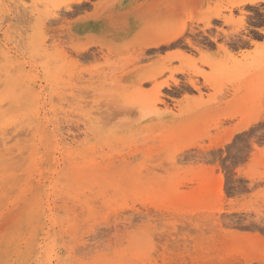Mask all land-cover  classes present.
<instances>
[{
    "label": "rangeland",
    "instance_id": "obj_1",
    "mask_svg": "<svg viewBox=\"0 0 264 264\" xmlns=\"http://www.w3.org/2000/svg\"><path fill=\"white\" fill-rule=\"evenodd\" d=\"M83 1L0 0V264H264V3Z\"/></svg>",
    "mask_w": 264,
    "mask_h": 264
},
{
    "label": "bare ground",
    "instance_id": "obj_2",
    "mask_svg": "<svg viewBox=\"0 0 264 264\" xmlns=\"http://www.w3.org/2000/svg\"><path fill=\"white\" fill-rule=\"evenodd\" d=\"M74 3H76V4H81L82 2H84L83 0H72ZM163 1V0H162ZM172 1H174V0H172ZM177 1H179V0H177ZM103 3V2H102ZM261 3H264V0H235V1H233V2H230V8H224L222 5V7L223 8H221V6L219 5L217 8H218V10H215V9H213V10H208L206 13H205V19H204V23H205V27H204V29L205 28H211L212 27V25H213V23H212V21L213 20H222V21H224V23H226V24H228V25H234L235 26V28H234V33L235 34H237V33H239L240 31H242V30H244L245 31V29L247 28V22H246V13L247 12H244L241 8H239V7H241V6H244V5H248V6H258V5H260ZM70 7V6H69ZM234 8H238V9H241L240 11H241V14H242V17L241 18H239L238 20H236L235 19V17H234V15H233V9ZM139 10V9H138ZM142 10V9H141ZM140 10V11H141ZM154 11V9H150V8H145L144 9V11ZM222 10H229L230 11V15L228 16V17H226L224 14H223V12H222ZM138 14H139V11H136ZM143 12V11H142ZM142 12H140V14L139 15H143L142 14ZM157 12V11H156ZM147 13V12H146ZM162 13V12H161ZM144 15H147V14H145V12H144ZM143 15V16H144ZM150 15H152L151 14V12H150ZM148 16V15H147ZM150 17V16H149ZM149 17H148V19H149ZM146 17L144 16V18L143 19H145ZM150 20V19H149ZM256 20V19H255ZM146 25V24H145ZM147 25H148V23H147ZM149 26V25H148ZM147 26V27H148ZM151 26V25H150ZM145 27V26H144ZM143 27V28H144ZM184 27V26H183ZM142 28V29H143ZM248 28H250V27H248ZM251 29L253 30V31H256V32H258L259 34L261 33V34H264V30L262 29V28H257V27H251ZM144 30V29H143ZM187 30V28L186 27H184L183 29H181V30H178V29H175V28H173V29H170L169 31H167L165 34H163V32H157V31H155V35H153V37H152V41L151 42H149V43H146L145 45H144V51L143 52H145V50H147V49H150V48H160V46L162 47L163 45H171L172 43H174V42H176V40L177 39H179L181 36H183V34L185 33V32H187L186 31ZM250 30V29H249ZM139 32H142L141 30H139ZM138 32V33H139ZM247 32H248V30H247ZM140 34V33H139ZM139 34H136V35H139ZM258 35V34H257ZM254 36V35H253ZM245 38H246V36H244ZM243 37V38H244ZM257 37V36H256ZM242 38V37H241ZM242 38V39H243ZM241 39V41H245L246 39H244V40H242ZM249 39V38H248ZM187 40V39H186ZM215 43H216V38H213L212 39ZM239 41V40H238ZM247 41V40H246ZM249 41H250V43H251V45H254L255 47H256V51L254 52V54L253 55H255L253 58L254 59H256V64L257 63H259V61L261 60V59H259V60H257V58L259 57V55H260V50H261V46L258 44V42L255 40L254 41V39H252V38H250L249 39ZM178 42V41H177ZM176 42V43H177ZM241 44L243 43V42H240ZM187 44H189L192 48H194L195 49V51L197 50V52H199L200 54H201V59H200V61L202 62V63H204V64H206V65H208L209 63H210V60H211V57L210 56H207V55H204V52L205 51H201L200 49H197L198 48V46H194L193 45V43H192V41L190 40ZM200 44V43H199ZM238 44V43H237ZM236 44V45H237ZM186 45V44H185ZM143 46V45H142ZM241 46V45H240ZM239 46V47H240ZM245 46V45H244ZM232 47V46H231ZM218 48H219V50H220V52H226V53H228L229 52V54L231 53L230 52V47H227V45L225 46L224 44L223 45H219L218 44ZM83 50H85V49H83ZM87 50V49H86ZM84 51V52H87V51ZM81 51V50H80ZM79 51V52H80ZM234 51V50H233ZM236 51V50H235ZM242 51H244V50H242ZM141 52V51H140ZM143 52H141L142 54H143ZM185 52V51H184ZM247 51L245 50L242 54L243 55H245V53H246ZM82 53V52H81ZM182 53H183V51H182ZM207 53V52H206ZM233 54L234 53H236V52H232ZM231 53V54H232ZM141 54V55H142ZM186 54V53H185ZM232 54V55H233ZM237 54V53H236ZM259 54V55H258ZM182 55V54H181ZM184 55V54H183ZM182 55V56H183ZM188 55V54H187ZM228 55V54H227ZM240 55V54H239ZM248 55H251V53L249 52V54ZM263 56V55H262ZM82 57V56H81ZM138 57V56H137ZM184 57V56H183ZM190 57V56H189ZM219 57V56H218ZM235 58H237L236 57V55L234 56ZM233 56H232V58H234ZM174 58V57H173ZM222 58V57H221ZM245 58H247V57H245ZM260 58H263V57H261L260 56ZM223 59V58H222ZM226 59H228L227 57H226ZM251 59V58H250ZM239 60V59H238ZM192 63H196L194 60H193V62ZM162 64V63H161ZM228 64V63H227ZM165 66H166V64H165ZM195 67V70H196V65H194ZM133 73V72H132ZM174 73H182V74H186V71L184 70V69H180V70H177V71H171V78H169L170 79V82L172 83V84H174V85H176V86H178L181 82V80L179 81L178 79H175L174 78ZM159 75H161V74H159ZM159 75H149V76H145V77H143V78H141V80L139 81V86H140V88H141V86H142V83H154V85L156 84V86L154 87V89H153V91H152V93H155V100H154V102L155 103H165V101H163L162 100V96H163V93H162V89L164 88V87H166V88H169L170 86H171V84H170V82L169 81H162V83L160 82L159 84H158V76ZM196 75L198 76H201L204 80H205V84L208 86V87H210V88H212V89H216V88H218V87H220V84L218 85V83H217V81L214 79V74H212V76L211 75H206V74H204V73H200V72H198V73H196ZM223 76V75H222ZM126 77V76H125ZM190 78V77H189ZM187 79V81H186V83L188 84V85H190L195 91H197L199 94H200V99H202V90H201V88H199V86H198V82L195 80V79H193V77L192 78H190V79ZM223 79H227L226 77H222L221 78V80L220 81H222V83H223ZM76 80H78V79H76ZM81 80V79H80ZM80 80H78V81H80ZM122 80V79H121ZM78 81H76L77 83H78ZM82 81V80H81ZM225 81V80H224ZM122 82H123V80H122ZM125 82V81H124ZM136 82V81H135ZM81 83H83V81L81 82ZM73 85V84H72ZM135 86V85H134ZM145 86V85H144ZM224 86V85H223ZM136 87V86H135ZM143 87V86H142ZM80 88V87H79ZM139 88V87H138ZM139 88V89H140ZM75 89V88H74ZM136 89H137V87H136ZM87 90V89H86ZM85 90V91H86ZM141 90V89H140ZM140 90H136L137 91V93H140ZM76 91V90H75ZM84 91V92H85ZM139 91V92H138ZM82 92V91H81ZM81 92H80V94H81ZM84 92H82V93H84ZM151 92V91H150ZM149 92V93H150ZM87 93V92H86ZM141 93H142V90H141ZM85 94V93H84ZM187 95V94H186ZM223 96V95H222ZM75 99H77V97L75 98ZM153 100H152V102H153ZM79 102H81V101H79ZM83 103V102H82ZM161 104V105H162ZM152 113H153V115H157L158 116V108H157V106L155 105V107H154V109H152V111H151ZM85 123V122H84ZM177 123V122H176ZM177 125H179V124H177ZM181 126H182V124H181ZM77 128H79V127H77ZM249 128V124L248 125H246V126H243V127H240L239 129H237L236 130V132L237 131H242V130H247ZM91 129V128H90ZM180 132V131H179ZM89 135V134H88ZM87 137V136H86ZM62 138V137H61ZM85 140H86V138H85ZM82 141V140H81ZM78 142V141H77ZM78 145V144H77ZM117 146V145H116ZM77 147V146H76ZM105 150V149H104ZM78 158V157H77ZM81 159V158H80ZM119 165V164H118ZM122 165V164H121ZM121 165L119 166V167H121ZM133 165H136V163L135 164H133ZM118 167V166H117ZM132 167V166H131ZM118 169V168H117ZM126 169V168H125ZM113 170V169H112ZM115 170H116V168H115ZM114 170V171H115ZM122 170V169H121ZM127 170H129V168H127ZM120 171V170H119ZM118 171V172H119ZM151 176V175H150ZM153 179V178H152ZM147 181V180H146ZM9 211V210H8ZM10 215V214H9ZM9 215H7V217L9 216ZM4 217H5V215H4ZM7 219L8 218H6V219H4V221L6 220L7 221ZM10 220V219H9ZM3 223V222H2ZM4 224V223H3ZM7 224V223H6ZM1 231V230H0ZM9 235V234H8ZM184 237V236H183ZM175 240H177V239H175ZM178 241H180V239L178 240ZM181 242V241H180ZM181 246V245H180ZM169 260V259H168Z\"/></svg>",
    "mask_w": 264,
    "mask_h": 264
},
{
    "label": "flooded vegetation",
    "instance_id": "obj_3",
    "mask_svg": "<svg viewBox=\"0 0 264 264\" xmlns=\"http://www.w3.org/2000/svg\"><path fill=\"white\" fill-rule=\"evenodd\" d=\"M218 21H220V20H218ZM221 21H222V20H221ZM212 27H213V25H212ZM212 27H211V28H212ZM215 38H216V37H215ZM212 39H213V38H212Z\"/></svg>",
    "mask_w": 264,
    "mask_h": 264
}]
</instances>
